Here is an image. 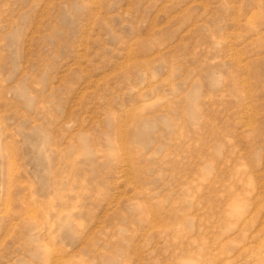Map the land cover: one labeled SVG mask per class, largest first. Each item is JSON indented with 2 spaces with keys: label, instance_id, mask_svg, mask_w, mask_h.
<instances>
[{
  "label": "rangeland",
  "instance_id": "obj_1",
  "mask_svg": "<svg viewBox=\"0 0 264 264\" xmlns=\"http://www.w3.org/2000/svg\"><path fill=\"white\" fill-rule=\"evenodd\" d=\"M263 240L264 0H0V264Z\"/></svg>",
  "mask_w": 264,
  "mask_h": 264
},
{
  "label": "bare ground",
  "instance_id": "obj_2",
  "mask_svg": "<svg viewBox=\"0 0 264 264\" xmlns=\"http://www.w3.org/2000/svg\"><path fill=\"white\" fill-rule=\"evenodd\" d=\"M263 241H264V240H263ZM261 256H262V255H261V253H260V254H258V257H260V258H261ZM188 262H189V261H188Z\"/></svg>",
  "mask_w": 264,
  "mask_h": 264
}]
</instances>
